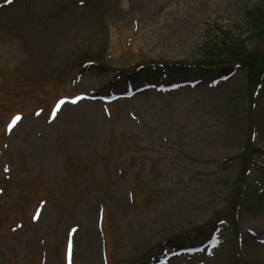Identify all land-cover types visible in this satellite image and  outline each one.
Instances as JSON below:
<instances>
[{"label": "rangeland", "instance_id": "374dc122", "mask_svg": "<svg viewBox=\"0 0 264 264\" xmlns=\"http://www.w3.org/2000/svg\"><path fill=\"white\" fill-rule=\"evenodd\" d=\"M123 12L126 26L116 33ZM222 39L246 52L245 68L256 77L264 62V0H19L0 7V264H64L69 238L71 264L103 263L100 207L108 264H147L146 251L208 239L223 219L226 243L206 264H221L227 250L228 261L242 264L237 235L251 223L244 200L225 209L240 179L238 162L228 159L241 154L251 127L264 149V89L252 96L245 69L171 99L149 92L120 105L83 100L56 119L50 111L59 97L104 84L121 91L159 69L214 78L218 69L190 62ZM229 58L222 63L231 65ZM84 62L94 63L86 68L91 75L76 85ZM16 113L22 121L6 131ZM17 219L22 228L11 231ZM248 258L264 264V254L257 263Z\"/></svg>", "mask_w": 264, "mask_h": 264}, {"label": "bare ground", "instance_id": "6f19581e", "mask_svg": "<svg viewBox=\"0 0 264 264\" xmlns=\"http://www.w3.org/2000/svg\"><path fill=\"white\" fill-rule=\"evenodd\" d=\"M119 14H121L122 16H120V19L121 20H118L115 24H116V26H115V30H116V33L118 32H122V30L125 28V26H126V22H127V20H126V14H124V12L123 13H119ZM163 22V21H162ZM168 26H173V22L171 23V25L170 24H168ZM141 30H142V26H141ZM146 34H150V33H153V31L151 32H149V30L146 32V31H144ZM141 33V32H140ZM138 35V34H137ZM138 42L134 45V47H133V51H136L137 50V48L141 45L140 43L143 41L142 39H139V37H138V40H137ZM139 43V44H138ZM117 55V53L115 52V50L113 51V55L112 56H116ZM87 77L88 76H84L82 79H81V81H80V83H85L86 81H87ZM90 83H91V81H90ZM199 89L197 88V90H195V91H198ZM191 90H189V89H187V90H185V91H180V94H179V96L180 95H182V93H184V92H190ZM177 93H178V91H176ZM167 98H170V97H167ZM171 99V98H170ZM167 101H169V99L167 100ZM230 141V140H229ZM228 141V142H229ZM232 145H233V143H232ZM228 146V145H227ZM226 146V147H227ZM230 147V146H229ZM229 147H227L225 150H228V149H230ZM245 218L247 219V221L248 222H250L251 224V226H249V227H252L253 229H256V228H258V227H260L261 226V224L262 225H264V203H260V205L259 206H257V205H254V207L253 208H251L249 211H247L246 212V214H245ZM254 225V226H253ZM261 230H263V229H261ZM246 243L248 242V238H246ZM248 252L247 253H249V256L248 257H250L255 263H257L256 262V260H257V258H255V256L256 257H258V256H261V255H263L264 254V247L263 246H255V245H250L249 246V248H248ZM225 264H227V262L225 263Z\"/></svg>", "mask_w": 264, "mask_h": 264}, {"label": "trees", "instance_id": "16d2710c", "mask_svg": "<svg viewBox=\"0 0 264 264\" xmlns=\"http://www.w3.org/2000/svg\"><path fill=\"white\" fill-rule=\"evenodd\" d=\"M225 45H228L226 47H228V49L231 50V53H234L239 49V47L236 46L235 44H232V43L228 44V41H226L225 39H222V40H220L219 43H215L213 45H207L205 47V54L207 55V57L209 56L211 58V54L217 53L216 50H219V48L220 49L224 48Z\"/></svg>", "mask_w": 264, "mask_h": 264}]
</instances>
